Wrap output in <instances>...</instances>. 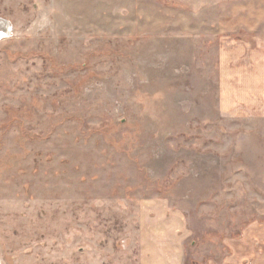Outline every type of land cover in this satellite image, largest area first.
<instances>
[{"label":"rangeland","instance_id":"374dc122","mask_svg":"<svg viewBox=\"0 0 264 264\" xmlns=\"http://www.w3.org/2000/svg\"><path fill=\"white\" fill-rule=\"evenodd\" d=\"M0 19V264L264 249V116L222 89L264 0H0Z\"/></svg>","mask_w":264,"mask_h":264},{"label":"crops","instance_id":"0c3cea01","mask_svg":"<svg viewBox=\"0 0 264 264\" xmlns=\"http://www.w3.org/2000/svg\"><path fill=\"white\" fill-rule=\"evenodd\" d=\"M239 30H243L245 36L238 39V43L242 42L238 55L231 57L229 48L223 51V105L227 107L224 110L228 114L236 112L244 115L252 111L264 116V25ZM236 62V69H231ZM237 243V247L231 246L230 253L221 264H264V249L261 245H254L253 253L248 254V257L245 255L247 251L244 239ZM182 254L178 260V256L170 259L164 253L158 256L157 264H187V259ZM206 264L219 263L209 261Z\"/></svg>","mask_w":264,"mask_h":264},{"label":"bare ground","instance_id":"6f19581e","mask_svg":"<svg viewBox=\"0 0 264 264\" xmlns=\"http://www.w3.org/2000/svg\"><path fill=\"white\" fill-rule=\"evenodd\" d=\"M10 31V25L7 21L0 19V32L2 34L9 33Z\"/></svg>","mask_w":264,"mask_h":264},{"label":"water","instance_id":"95a60500","mask_svg":"<svg viewBox=\"0 0 264 264\" xmlns=\"http://www.w3.org/2000/svg\"><path fill=\"white\" fill-rule=\"evenodd\" d=\"M3 37V34L0 32V39Z\"/></svg>","mask_w":264,"mask_h":264}]
</instances>
